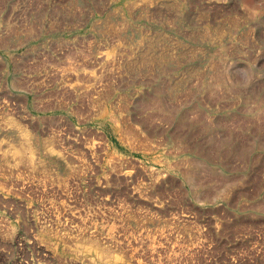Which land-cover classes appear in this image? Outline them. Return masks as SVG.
<instances>
[{"label": "rangeland", "instance_id": "374dc122", "mask_svg": "<svg viewBox=\"0 0 264 264\" xmlns=\"http://www.w3.org/2000/svg\"><path fill=\"white\" fill-rule=\"evenodd\" d=\"M0 264H264V0H0Z\"/></svg>", "mask_w": 264, "mask_h": 264}, {"label": "bare ground", "instance_id": "6f19581e", "mask_svg": "<svg viewBox=\"0 0 264 264\" xmlns=\"http://www.w3.org/2000/svg\"><path fill=\"white\" fill-rule=\"evenodd\" d=\"M25 143H26V141H25ZM27 143H28V142H27ZM23 145H24V144H23ZM26 148H27V146H26ZM26 148H25V149H26ZM9 149H10V148H9ZM12 149H14V148H12ZM20 150L23 151L22 148L19 147V150L17 149V150L9 151V152H13V153H14L13 155H14L15 157H17V158L20 159V158L24 155L23 152L25 153V151H23V152H22L23 155H22ZM26 155H28V153H27ZM18 156H19V157H18ZM20 156H21V157H20ZM29 156H31V155L29 154ZM11 157H12V156H11ZM24 157H25V155H24ZM17 158H16V159H17ZM25 158H28V157H25ZM19 159H17V160H18L17 163H18L19 161H21V160H19ZM27 161H28V160H27ZM21 162H22V161H21ZM23 162H24V161H23ZM32 162H33V161H32ZM29 163H31V162H29ZM94 246H96V245H94ZM95 248H96V247H95Z\"/></svg>", "mask_w": 264, "mask_h": 264}]
</instances>
